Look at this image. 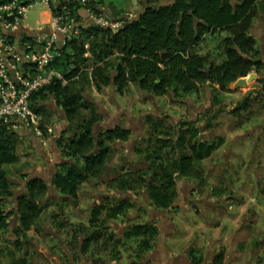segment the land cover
Wrapping results in <instances>:
<instances>
[{
	"label": "trees",
	"instance_id": "1",
	"mask_svg": "<svg viewBox=\"0 0 264 264\" xmlns=\"http://www.w3.org/2000/svg\"><path fill=\"white\" fill-rule=\"evenodd\" d=\"M11 1L0 0V4ZM18 1L28 4L40 0ZM60 1L55 5L62 3ZM68 2L77 21L81 19L80 11L89 7L97 11L91 4L85 6L77 0ZM259 15H264V0H169L163 5L145 3L137 17L125 20L116 30L102 25L83 30L85 38L94 37L95 43L90 73L86 69L91 59L84 57L90 49L78 37L70 40L54 64L68 84L54 80L32 97V108L39 115L42 113L46 116L52 108L45 101L53 97L56 107H62V117L70 127L68 132L71 135L68 138L60 135L54 139L65 159L52 179L53 187L63 197L57 201V206L62 204L64 211L67 203H73L78 208L80 191L90 179L97 180L95 189L101 187L107 171L114 168L111 161L116 150L112 145L116 142L126 143L132 135L130 129L120 125L96 135L95 127L101 119L92 99L85 97L86 91L94 86L98 92H103L104 87L113 86L118 93L124 94L133 83L143 93L158 97L169 93L175 96L198 94L205 87H211L214 91H230L229 84L264 67V62L258 58L260 51L257 41L252 35L253 19ZM223 32L228 33L222 38L225 60L216 62L211 51L201 49L208 38ZM71 52L78 58L74 59L73 64ZM260 98L264 101V86L242 98L231 114L238 118ZM215 101L218 102L217 99ZM83 109L88 111V116L82 115ZM222 113V110L212 116L204 113V119L208 122L203 127H212V122ZM167 118H146V145L139 146V141L144 137L133 142L135 159L145 162L147 166L121 165L115 168L117 174L107 180L106 187L120 196L122 194L123 198L113 201L111 197H101L102 202L94 203L90 208L86 226H72L63 220L56 225L57 228L72 227L66 247L73 262L100 248L107 253L106 257L93 258L91 264H108L120 258L121 247L127 242L134 243L135 257L142 259L151 251L159 235L157 225H130L123 238L110 230L111 222L118 221L135 207L130 195L145 192L153 207L168 210L177 199L178 177L195 180L201 186L207 183L202 162L223 146L224 138L218 137L213 142L203 141L200 136L204 129L197 125L199 120L182 121L176 127H171L165 123ZM40 130L43 136L49 134V128L44 124L39 126ZM15 139L14 131L4 127L0 142V233L10 228L11 219L17 215V230L25 235L51 204L45 199L49 194V185L37 176L29 178L25 192L16 196L17 207L6 206L7 200L14 196L15 185L9 178L6 166L20 161ZM103 238L106 241L101 243ZM14 243L19 245L18 241ZM191 261L192 264H203L204 259L191 251ZM225 261L226 250L223 248L212 258L211 264H225ZM15 264L29 263L24 257Z\"/></svg>",
	"mask_w": 264,
	"mask_h": 264
},
{
	"label": "rangeland",
	"instance_id": "2",
	"mask_svg": "<svg viewBox=\"0 0 264 264\" xmlns=\"http://www.w3.org/2000/svg\"><path fill=\"white\" fill-rule=\"evenodd\" d=\"M168 2L169 0H110L95 12L84 9L75 28L76 37L86 43V48L90 49L84 55L91 59L86 71L88 73L92 71L91 66L94 61L92 47L95 43L94 37L85 38L82 33L84 29L102 25L116 30L125 20L137 17L142 12L145 3L163 5ZM47 19L46 6L39 3L27 11L24 26L39 29ZM253 22L252 35L255 37L257 48L260 51L258 58L264 62V15L256 16ZM227 34V32H223L208 38L201 51H211L212 58L216 62L224 61L225 52L222 38ZM72 54L71 52V63L73 64L78 58ZM84 66L86 65L84 64ZM252 73L257 74V79L247 86H243L241 82L247 81L250 74L245 78H240L244 80L238 79L236 83H233L232 88H229L230 91H220L219 89L214 91L211 87H205L198 94L179 96L172 93L162 97L148 95L140 91L134 83L124 94L118 93L113 86L104 87L103 92H98L92 86L85 92V97L92 99L98 108L101 122L95 127L96 135L117 125L130 127L135 134L131 135L130 141L116 143L113 146L116 151L111 161L113 165L111 167L114 168L107 171L101 187L95 189L94 186L98 182L97 180L91 181V179L88 185L82 187L78 208H75L73 203H67L63 211L62 204L57 206V201L63 197L60 193H56L52 187L45 198L51 206L44 211L39 222L31 230L25 232V235L17 230L19 223L13 217L10 228L0 233V264H15L24 257L27 258L29 264H91L93 258L95 260L105 258L107 253L96 248L92 253L73 262L66 247L71 238L72 227L57 228L58 222L67 221L72 226L88 225L90 208L94 203L102 202L101 199L93 200L97 194H107L113 201L119 198L116 192L108 186L106 187L107 180L117 174L115 168L118 169L121 165L147 166L145 162L138 161L135 157H128L127 149L133 147L137 135L144 137L139 141V146L146 145L148 137L146 118L166 116L168 118L165 123L171 127H176L182 121L199 120L197 125L203 127L208 122L204 119V113L208 112V115L212 116L219 110H222L223 113L212 122V127L207 129L203 127L204 131L200 136L203 141L213 142L218 137L225 140L219 150L202 162L207 183L204 186L191 183L196 188L191 190L195 193H192L190 197L187 195L190 192L188 190L190 185L184 184V179L178 177L177 180L184 196L176 200L175 207L164 212L151 206L146 193L138 192L131 195L134 196L135 207L118 221L111 222L110 230L115 232L119 238H123L128 226L145 223L157 224L162 220L160 216H164L167 218L166 224L170 221L175 222L176 227L168 231L165 236L160 234L154 241L151 252L158 249V243L164 246H161L163 250L161 255L165 253L166 246L179 253L184 247L190 245L191 251L197 252L204 259L203 264H211L212 258L224 248L226 250L225 264H264V101L261 98L255 100L250 109L243 111L238 118L231 114V111L248 93L263 88L264 67L262 70ZM256 83L261 84V87H257ZM78 87L80 89L79 85ZM253 96L255 97L256 94ZM216 99L218 102L215 101ZM45 103L54 108L48 110L47 116L40 114L38 126L11 128L16 135V148L20 161L14 165L6 166L9 178L15 184L13 187L14 196L6 202V206L9 208L14 207V200L18 193L20 192L19 195H21L25 192L27 180L42 173L40 169L38 170V162L41 161L40 158L42 160L43 158L38 152L33 156L35 151L40 146H46L49 149L50 141H53L56 136L64 135L65 138H68L71 135L68 132L69 124L62 117L64 113H60L55 108L56 100L50 97ZM112 113H116V116H112ZM82 115L88 116V111L83 109ZM41 124L49 128L47 136H43L42 131H39ZM25 131H30V136L21 134ZM237 133L240 135H236ZM28 170H34L33 174L27 173ZM24 175H28L27 178H24ZM45 181L49 186L52 185L48 178ZM186 188L187 191L184 193ZM213 192H216V195ZM208 194L211 195L208 196ZM192 197L199 199L198 204L192 205L194 203ZM212 197L213 201H210ZM206 201L218 202L215 205H208ZM179 205L182 206V209ZM54 215L57 217L53 218ZM186 227L193 228L191 239L185 241L182 238L181 243L178 240H167L168 235H180L186 230ZM218 227L221 228V232L216 233L214 230ZM216 234L222 237L221 242L215 240L211 245ZM15 241L19 242L18 246L14 243ZM104 241L106 239L103 238L101 243ZM108 253H110V249ZM149 254H145L142 259L136 258L134 243L127 242L125 246L121 247L120 258L116 261H109L108 264H134V262L154 264L153 260L157 257L153 255V260H149Z\"/></svg>",
	"mask_w": 264,
	"mask_h": 264
},
{
	"label": "built area",
	"instance_id": "3",
	"mask_svg": "<svg viewBox=\"0 0 264 264\" xmlns=\"http://www.w3.org/2000/svg\"><path fill=\"white\" fill-rule=\"evenodd\" d=\"M58 1L23 4L13 0L0 4V142L4 127L38 126L40 115L32 108L36 92L54 80L68 84L54 64L69 41L76 37L77 18L69 8V0L55 5ZM77 1L98 9L110 0ZM39 3L46 6L49 19L39 29L25 27L27 11Z\"/></svg>",
	"mask_w": 264,
	"mask_h": 264
},
{
	"label": "crops",
	"instance_id": "4",
	"mask_svg": "<svg viewBox=\"0 0 264 264\" xmlns=\"http://www.w3.org/2000/svg\"><path fill=\"white\" fill-rule=\"evenodd\" d=\"M117 6V5H116ZM83 11H80L81 12V15L83 14ZM46 15L48 16V19H49V13L46 9ZM47 19V20H48ZM236 83V82H234ZM232 85L233 83L229 84V88H232ZM52 109L54 108L52 105H49ZM112 116H116V113H112L111 114ZM111 117V116H110ZM100 125V123L98 124ZM125 128H128L132 131V129L130 127H125ZM243 131V130H241ZM245 131V130H244ZM247 132V131H246ZM135 134V132L132 131V134ZM241 133V132H240ZM240 133H237L236 135H240ZM21 134H27L30 136V131H25V132H22ZM139 138H143L142 137H139L137 135V137H135V141H137ZM134 141V142H135ZM52 140L50 141V145H49V149H47L46 146L42 147L40 146V148L35 151L36 153L33 154L34 155H37V152L39 154H41L43 160L40 158L41 161L38 162V165H39V168L38 170L40 169L42 171V173L38 174V177L41 178V179H47L48 178V181L49 183L52 181L53 177L55 176V173L59 170V167L60 165L65 162V159L62 158L61 156V152L59 151V153L57 152V150L52 146L51 144ZM128 149V157H135V154L133 153V147L131 148H127ZM19 155V153H18ZM113 166V165H112ZM32 173L34 172V170H28L27 173ZM114 177V176H113ZM184 180H183V183L184 184H188L190 185V188L188 190H190L189 194H187L188 196L191 197L192 193H195V191H191L193 188L195 189L196 187L191 184V183H197L195 180H192V179H188V178H185V177H182ZM96 179H91V181H95ZM109 180V179H108ZM53 186V185H52ZM54 188V187H53ZM193 189V190H194ZM54 191H56V193H59V191L57 189L54 188ZM115 192V190H113ZM187 191V188L184 190V193ZM177 199H181L182 196H184V194H182L183 190L181 189V186L179 185V182L177 180ZM117 193V192H116ZM145 193V192H144ZM216 192H213L214 195ZM118 194V193H117ZM129 195V194H127ZM132 195H135V194H132ZM211 194H208V196H210ZM104 196H107V194H104V193H99L97 194L93 200H99L101 197H104ZM131 196V195H130ZM119 197L123 198L122 194L121 196L119 195ZM132 199L134 196H131ZM192 205L194 204H198L199 202V199L198 198H194L192 197ZM134 200V199H133ZM175 200V202H176ZM205 201V199H204ZM210 201H213V197H212V200ZM174 202V204H175ZM218 201L216 202H208L206 201V204L208 205H215ZM151 204V203H150ZM173 204V206H174ZM152 206V205H151ZM172 206V207H173ZM171 207V208H172ZM175 207V206H174ZM179 207L182 209V206L179 205ZM155 208V207H154ZM170 208V209H171ZM159 210V209H158ZM164 214V213H163ZM162 218V220L160 222H158L157 224V227L159 229V235L161 234L162 236H165V234L168 232V231H171L173 229H175V222H168L166 224V219L167 218H164V216H160ZM192 231H193V228L192 227H186V230L184 232H181L180 235L178 234H174V235H168L166 238L168 241H173V240H178L180 243L182 242V238L186 241L187 239H191L192 238ZM214 231H216V233L218 232H221V228L218 227L217 229H215ZM189 233V234H187ZM158 235V236H159ZM217 235V234H216ZM158 238V237H157ZM177 238H180V239H177ZM221 239L222 237L217 235L215 238H213L212 242H211V245L213 244V242L215 240H217L218 242H221ZM184 241V242H185ZM167 242V241H166ZM158 249L155 250L154 252H151L153 249H151V251H149L147 254L148 255V259L149 260H153V255H155L157 258H155L153 260L154 264H192V261H191V249H190V245L186 246L183 248V250L179 253L175 252L174 250L172 249H169L167 246L165 247V253L163 255H161V253L163 252L162 247H164L163 245H161V243H158Z\"/></svg>",
	"mask_w": 264,
	"mask_h": 264
},
{
	"label": "water",
	"instance_id": "5",
	"mask_svg": "<svg viewBox=\"0 0 264 264\" xmlns=\"http://www.w3.org/2000/svg\"><path fill=\"white\" fill-rule=\"evenodd\" d=\"M257 79V74L256 73H251L250 75H249V77L247 78V81H243V82H241V84L243 85V86H247V84H250V83H252L254 80H256ZM242 80H244V79H240V81H242ZM257 87H261V84H259V83H256L255 84ZM56 109H58V111L60 112V113H63V109H62V107H60V108H57V107H55ZM95 134H96V129H95ZM117 144H119V143H121V142H116ZM115 143V144H116ZM114 144V145H115ZM114 145H112V147L114 146ZM52 146L57 150V152L59 153V151H60V149H59V147L57 146V144L55 143V140H53L52 141ZM61 152V151H60ZM50 184H52V181L50 182ZM53 186L52 185H50L49 186V190L52 188ZM25 191V190H24ZM20 193V192H19ZM19 193H18V195H19ZM17 195V196H18ZM15 207H17V205H18V202H17V198H15ZM164 211H166V210H163V212ZM14 219H16V221H17V215H15V218Z\"/></svg>",
	"mask_w": 264,
	"mask_h": 264
}]
</instances>
